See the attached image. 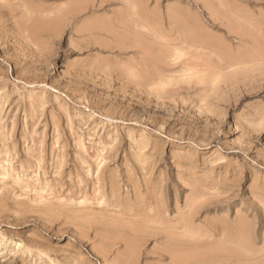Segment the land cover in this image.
I'll list each match as a JSON object with an SVG mask.
<instances>
[{
	"label": "rangeland",
	"instance_id": "rangeland-1",
	"mask_svg": "<svg viewBox=\"0 0 264 264\" xmlns=\"http://www.w3.org/2000/svg\"><path fill=\"white\" fill-rule=\"evenodd\" d=\"M103 1L0 0V264H264V0Z\"/></svg>",
	"mask_w": 264,
	"mask_h": 264
},
{
	"label": "bare ground",
	"instance_id": "bare-ground-1",
	"mask_svg": "<svg viewBox=\"0 0 264 264\" xmlns=\"http://www.w3.org/2000/svg\"><path fill=\"white\" fill-rule=\"evenodd\" d=\"M70 1H71V0H70ZM82 1L84 2V0H82ZM82 1H81V2H82ZM94 1H95V0H94ZM99 1H100V0H99ZM102 1H103V0H102ZM107 1H108V0H107ZM209 1H210V0H209ZM76 2H77V5H78V8L81 6L80 4H84V3H85V2H84V3H81L80 0H76ZM90 2H92V0H90ZM103 2H104V1H103ZM103 2H102V3H103ZM129 2H130V1H129ZM71 3H72V2H71ZM79 3H80V4H79ZM92 3H93V2H92ZM97 3H98V1H97ZM104 3H105V2H104ZM130 3L132 4L133 2H130ZM206 3H207V1H206ZM72 4H73V3H72ZM74 4H75V3H74ZM85 4H86V3H85ZM88 4H89V3H88ZM93 4H94V3H93ZM208 4H209V3H207V5H208ZM209 5H212V6H213V4H209ZM209 5H208V7H209ZM64 6H65V5H64ZM67 6H71V5H67ZM72 6H73V5H72ZM72 6H71V7H72ZM212 6H211V7H212ZM76 7H77V6H76ZM213 7H214V6H213ZM68 8H69V7H68ZM68 8H66L67 11L64 10L65 13H64V11H62V12H63V15H64V14H67V13H69V12H70V14H72L71 12L73 11V9L70 8V9H69V12H68ZM73 8H74V7H73ZM86 8H87V7H86ZM134 8H135V7H134ZM74 9H75V8H74ZM79 9H80V8H79ZM81 10H82V9H81ZM52 11H53V10H52ZM56 11H57V10H56ZM60 11H61V10H60ZM60 11H59V12H60ZM75 11H76V10H75ZM53 12H54V11H53ZM59 12H58V13L56 12V13L59 14ZM66 12H67V13H66ZM79 12H80V11H79ZM105 12H106V11H105ZM48 13H51V12H48ZM54 13H55V12H54ZM76 13H77V11H76ZM51 14H52V13H51ZM172 14H173V13H172ZM63 15L61 14L60 17L63 16ZM173 15H174V14H173ZM48 16H49V15H48ZM55 16H56V14H55ZM55 16L51 15V17H49L50 19L53 17V19H51L52 22H54V20H56L57 18L60 20V17H59V16H58V17H57V16L55 17ZM65 16L67 17V16H70V15L67 14V15H65ZM65 16H63V17H65ZM174 16H176V15H174ZM177 16H178V14H177ZM177 16H176V17H177ZM179 16H180V15H179ZM54 17H55L56 19H54ZM66 17H65V18H66ZM67 18H68V17H67ZM86 18H87V17H86ZM50 19H49V21H50ZM62 19H63V18H62ZM173 19H176V18H173ZM177 19H178V18H177ZM66 20H67V19H66ZM49 21H48V22H49ZM61 21H62V20H61ZM175 21H177V20H175ZM178 21H179V20H178ZM178 21H177V22H178ZM45 22H46V21H45ZM55 22H56V21H55ZM57 22H58V21H57ZM62 22H63V21H62ZM67 22H68V21H67ZM67 22H66V23H67ZM40 23L43 24V22H39V23H38V27H40V25H41ZM49 23H50V22H49ZM49 23H48V24H49ZM60 23H61V22H60ZM99 23H100V22H97L96 24L98 25ZM178 23H179V22H178ZM184 23L187 24L186 21H185ZM61 24H62V23H61ZM63 24H64V23H63ZM180 24H181V22H180ZM43 25H44V24H43ZM57 25H58V24H56V26H57ZM91 25H92V24H91ZM97 25H96V27H97ZM102 25H103V24H99L98 27H99V26H102ZM181 25H182V24H181ZM41 26H42V25H41ZM44 26L47 27V25H44ZM58 26H59V25H58ZM58 26H57V28H58ZM185 26H186V25H185ZM187 26H188V24H187ZM89 27H90V26H89ZM96 27H95V28H96ZM104 27H105V25L102 26V28H104ZM173 27H174V25H173ZM40 28H42V27H40ZM40 28H39V29H40ZM43 28H44V27H43ZM48 28H49V26H48ZM48 28H47V29H48ZM60 28H61V27H60ZM90 28H91V27H90ZM90 28H89V30H90ZM100 28H101V27H100ZM190 28H191V27H190ZM83 29H84V27H83ZM41 30H42V29H41ZM92 30H93V29H92ZM84 31H85V30H84ZM192 34H194V33H192ZM55 35H56V34H55ZM194 35H195V34H194ZM145 186H146V185H145ZM194 188H195V187H194ZM133 189H134V188H133ZM119 194H120V193H119ZM134 194H135V193H134ZM114 197H115V196H114ZM128 199H129V198H128ZM145 203H146V202H145ZM150 207H151V206H150ZM134 208H135V207H134ZM148 216H149V215H148ZM80 221H81V220H80ZM128 226H129V225H128ZM200 232H201V231H200ZM106 237H107V236H106ZM196 263H197V262H196Z\"/></svg>",
	"mask_w": 264,
	"mask_h": 264
}]
</instances>
